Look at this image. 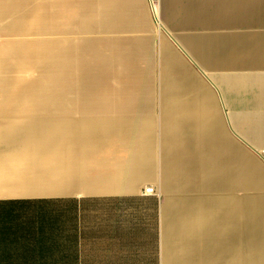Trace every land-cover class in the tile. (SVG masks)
<instances>
[{
    "label": "crops",
    "instance_id": "obj_1",
    "mask_svg": "<svg viewBox=\"0 0 264 264\" xmlns=\"http://www.w3.org/2000/svg\"><path fill=\"white\" fill-rule=\"evenodd\" d=\"M81 40L134 99L79 101ZM263 191L264 0H0V264H255Z\"/></svg>",
    "mask_w": 264,
    "mask_h": 264
},
{
    "label": "rangeland",
    "instance_id": "obj_2",
    "mask_svg": "<svg viewBox=\"0 0 264 264\" xmlns=\"http://www.w3.org/2000/svg\"><path fill=\"white\" fill-rule=\"evenodd\" d=\"M83 32L81 31V33ZM128 42L129 41H79L78 73L80 86L79 101L81 103H102L134 99V94L121 92L129 91L130 88H135L137 83V77L135 76L137 63L134 61L125 63L127 67L123 69H121L119 63L120 44L122 43L124 47H126ZM131 44L134 46L135 41H131ZM103 65H105V68L102 70ZM83 80L84 82L82 84L81 82ZM139 80L141 85H143L144 81L147 86L151 85L152 82L151 77H147L146 79L140 78ZM48 87H55V81L49 82ZM94 127H100L101 129L99 128V131L105 133V125L100 124L95 125ZM255 194L257 235L252 244L255 245V264H264V215L261 213V207H259L261 205L260 203L264 200V196H258L259 192H256ZM262 194L264 195V191ZM237 195L242 197L244 192H237Z\"/></svg>",
    "mask_w": 264,
    "mask_h": 264
},
{
    "label": "built area",
    "instance_id": "obj_3",
    "mask_svg": "<svg viewBox=\"0 0 264 264\" xmlns=\"http://www.w3.org/2000/svg\"><path fill=\"white\" fill-rule=\"evenodd\" d=\"M144 192L146 194H153L154 193V189H153V187H149V188H146Z\"/></svg>",
    "mask_w": 264,
    "mask_h": 264
},
{
    "label": "bare ground",
    "instance_id": "obj_4",
    "mask_svg": "<svg viewBox=\"0 0 264 264\" xmlns=\"http://www.w3.org/2000/svg\"><path fill=\"white\" fill-rule=\"evenodd\" d=\"M81 80H82V79H81ZM83 82H84V80H83L81 83L83 84ZM80 129H81V134H83V133H87V132H88L87 127H86V128L81 127Z\"/></svg>",
    "mask_w": 264,
    "mask_h": 264
}]
</instances>
